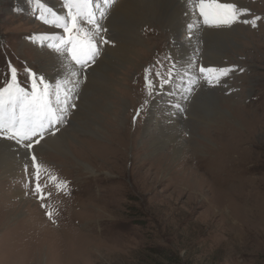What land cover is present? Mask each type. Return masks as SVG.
<instances>
[{"label":"rangeland","instance_id":"rangeland-1","mask_svg":"<svg viewBox=\"0 0 264 264\" xmlns=\"http://www.w3.org/2000/svg\"><path fill=\"white\" fill-rule=\"evenodd\" d=\"M185 1L194 27H178L175 36L148 20L135 26L126 41L123 30L114 26L117 20L110 13L99 14L97 0L98 23L108 32L96 38L104 36L114 43L98 44L96 63L79 69L47 47L43 36L61 30L39 18L37 0H0V80L9 74V63L21 83L26 68L49 81H57L55 75L69 64L77 72L69 90L70 103L77 107L70 109L69 122L61 128L74 129L70 153L41 150L45 141L34 146L42 166L41 183L51 193L43 202L48 207H42L28 183L33 172L30 159L19 177L0 170V264H264V0H235L245 10L242 20L260 19L255 28L250 23L214 28L222 38L228 39L229 32L232 41L226 46L204 35L211 27L206 30L208 26L193 22L194 0ZM39 2L64 13L62 0ZM193 41L200 51L192 49ZM176 46L188 55L192 50L194 56H203L200 64L190 68L192 59L180 61L173 51ZM127 51L132 52V62L121 67L119 59ZM102 59L119 65L116 73L100 69ZM173 64L181 73L163 93L150 97L144 85L146 69L167 74ZM200 65L234 70L207 88L201 78L185 102L188 80ZM108 79L112 89L119 85L116 92L122 102L116 114L107 109L110 98L101 93ZM201 91L217 92L226 101L218 103L225 113L204 104L195 119ZM87 92L106 99L90 116L95 124L89 125L88 133L73 125L74 117L88 114L83 105ZM145 100L148 105L134 121ZM171 101L182 110L172 109ZM99 126L104 131L95 136ZM171 128L188 143L185 153L178 155L168 141ZM222 131L227 135H220ZM0 141L18 149L12 141ZM49 175L67 181V188L58 191ZM47 211L54 212L55 223Z\"/></svg>","mask_w":264,"mask_h":264},{"label":"snow or ice","instance_id":"snow-or-ice-1","mask_svg":"<svg viewBox=\"0 0 264 264\" xmlns=\"http://www.w3.org/2000/svg\"><path fill=\"white\" fill-rule=\"evenodd\" d=\"M115 0H103L108 6ZM100 5L97 0H62L63 14H58L53 8L40 3L37 0L39 18L53 29H60V33L46 34L44 41H49L47 47L64 56L74 66L85 69L96 63L100 54L98 44H112L114 41L101 36L97 41L96 36L108 29L102 27L96 19V9ZM193 8L198 14L202 25L221 28L231 27L237 23L251 24L256 27V21L260 17L249 21L241 19L245 10L238 8L235 0H194ZM101 16L105 14L101 12ZM191 28L192 25H189ZM159 63V62H158ZM233 68H216L200 65L192 77L188 80L183 100L187 102L194 92V85L203 78L208 84H219ZM8 75L0 80V140L12 141L18 149L22 148L26 157L30 158L33 172L28 181L32 184V192L42 202V207H48L43 203L51 193L44 191L45 185L41 183L42 166L37 162L34 146L40 145L46 136H55L61 128L69 122L70 109L77 105L70 103L69 89L61 81H49L43 75H39L30 68L25 69V82L21 83L16 67L8 65ZM76 76L77 72H72ZM175 64L167 69V76L162 72H153L146 69L145 84L150 97L156 92L163 93L167 86L174 80ZM156 80L159 83H156ZM79 81L74 83L78 86ZM78 98V97H77ZM148 101L145 100L135 112L133 120L140 118ZM182 110V105H173ZM25 173H28V165H25ZM46 171V170H45ZM48 179L55 184L58 191L67 188V181L60 180L58 176L49 175ZM28 185L26 184V187ZM46 215L55 223L54 212L47 211Z\"/></svg>","mask_w":264,"mask_h":264},{"label":"bare ground","instance_id":"bare-ground-1","mask_svg":"<svg viewBox=\"0 0 264 264\" xmlns=\"http://www.w3.org/2000/svg\"><path fill=\"white\" fill-rule=\"evenodd\" d=\"M100 1H101V8H100V11H98L99 14H101V12H103L105 15H108L110 13V15L113 16L114 21L117 20V23H116L117 25H114V26H116V28H120V30L121 29L123 30L124 37H125V40L126 41L129 40V38L131 37V35H133L134 32L133 33H131V32H132V30L134 29L135 26H137V25L139 26V23H145L148 20L149 21H155L160 26H162L164 28H167V29H170L174 35L177 34L180 31V30L178 31V27H181V28L183 27V29H184V27L185 28H188V29H191L192 27H194V24H195V23L193 24L191 22V20L193 18L192 17H191L192 19L190 18V10H189L190 8L189 7L186 8V6H187L186 3L187 2L185 0H121V2L117 5V7L113 6L112 3H110L108 6H105L103 4V0H100ZM188 1H190V0H188ZM140 7H142L141 8L142 10H139L138 9ZM194 16H195V18H197V20L196 21H193V22H197L198 21V23H200V20L196 16V12H195V15ZM189 25H192V27L190 28ZM208 28H210V27H207L205 29L207 30ZM211 28L208 29V31H205V34L204 35H207L216 44H220L221 46H226L224 44H227L228 41H232V38L231 37H228L229 32H227L228 34L227 33L225 34V37L228 38V39H226V38H222L220 36H217V33L214 31V28H212V29ZM219 29L221 30V28H219ZM109 34H110V32H109ZM232 34L234 35V33H232ZM98 35H100V33ZM211 44H212V42H211ZM209 47H210V45H209ZM198 48H200V47H198V45L195 43V41H193L192 49L197 52V51H200V50H198ZM173 51H176L179 54V55H177V57L180 58V61H182L184 58L192 59V61L190 63V68H191V65L192 64L193 65L198 64V63L200 64L201 57H203V56L200 57L199 55H197V56L195 55L194 56V54L191 53L192 50H190V52H189V54L191 55L190 56V55H188V53L182 52L183 51L182 49L179 50L177 46L173 48ZM172 53L175 54V52H172ZM129 54H132V52L127 51V52L123 53V58L119 59L122 62L121 63L122 64L121 67H124L125 66V65L123 66V63L124 62H127L126 65H130V63L132 62V59L129 58ZM212 55H213V53H212ZM192 56H193V58H192ZM60 57H61V59H64V57H62V56H60ZM177 59H175V60H177ZM104 60L102 59V62L99 61L100 62V66H99V64H98V66L100 67V69H102L103 71H105L107 73V69H106V67H107L108 70L111 69L113 71V72L111 71L112 74L113 73H116V70H117L116 67H118L119 65L118 66H110L108 64L109 62L104 61ZM210 60H211V58H210ZM180 61H178V62H180ZM67 62H64V63H67ZM213 63H215V62H213ZM184 68H186V67H184ZM74 71L76 72V69L74 67H72L71 64H69V66H67V68L64 69L63 72L60 71L58 73V75H55V79L57 81L64 82L66 84V87L70 90L71 83H72L71 80L72 79H74V80L76 79V76H72L71 75V73L74 72ZM121 75H122V77L120 79L123 82L125 76L127 75V71H124L123 74H121ZM76 81H78V80H76ZM107 83L108 84L106 86L104 85V87L102 88L101 93H104V95H105L104 97H106V98L109 97L110 98L109 99V103H108V106L109 107L107 106V109H109L111 111L114 109L115 110L114 113L116 114L118 112V111L116 112L117 105L119 106L121 104V102H122V100L119 99V96L117 95V92H116V90H117V88H118L119 85H117V88H113L112 89V87H110L111 85H110V80L109 79H108ZM206 85H208V83L205 84L203 87H206L207 88ZM74 87H76V86H74ZM198 96L200 98L199 104H198L197 108L194 110V114H193V117L195 119H199L198 110H199L200 106H203L204 104H210L209 107L211 105H215L216 106L215 108H216V110H217L218 113H220V114H222V113L224 114L225 113L223 109H220L219 108V104L218 103H219V101H222L223 103H225L226 101L222 100L223 98L219 97L217 95V92H215V91H201ZM173 99H176V96H174ZM104 100H106V99L104 98V99H100L99 100L98 98H94L93 96H91V94L89 92H87V94L84 95V104H83L85 106L84 110H86L88 112V114L80 116L81 119H79V118L76 119L74 117V119H73L74 120L73 125H76L77 126V128H76L77 130H80L81 132H87L88 133L89 125L93 126V124H95V122H92V120L90 119V116L93 115V114H95V110L98 109V107H102L103 106L102 104H104ZM124 103H126V102H124ZM126 104H124V107H126ZM175 104H177L176 101H171L170 102V105L172 106V109H176V107L173 106ZM86 111H85V113H86ZM201 112L199 111L200 114H202ZM79 114H81V113H78L76 115V117ZM118 114H120V113H118ZM196 115H198V116L196 117ZM107 116L109 118L110 115L107 114ZM117 118H118V116H117ZM204 118L206 119V116ZM76 120H79V122L77 124L75 123ZM106 125H108V123ZM184 125L187 126L186 124H184ZM224 127H221V128H224ZM73 130L74 129L71 128V129H69V131H65V132L64 131H61L60 134L57 135V137H55L53 139L52 138H48L47 140H44L45 141V145H44V147H42L41 150H43V149L44 150L45 149H49V150H53V151H56V152H59V153H63V154L70 153V151L68 149V143H69V139L72 138V136H70V134H71V131H73ZM102 131H104L103 128H101L99 126V127H97V131L94 132V135L97 136L96 134L102 133ZM214 133L215 134L216 133L219 134L218 131H214ZM222 134H223V136L227 135V133L225 131H222V133L220 135H222ZM168 141L173 142L175 144L174 151L178 155L180 153L182 154L181 150L184 153L187 151V149L185 148V146L187 147L188 143H186V141L184 139H181L180 140V137L178 136V130L172 129V131L169 132ZM10 143L0 141V170L3 171V173H5V174L8 173V172H10L14 176L19 177L18 175L22 172V166H23V164H25V162L27 161V159H30V158H28V157L25 156L24 150L21 151V150L15 149V147L12 144H10ZM157 146H158V144H157ZM162 157L165 158L166 156L165 157L162 156Z\"/></svg>","mask_w":264,"mask_h":264}]
</instances>
